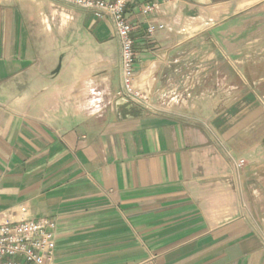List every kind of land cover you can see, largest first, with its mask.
<instances>
[{"label": "crops", "instance_id": "0c3cea01", "mask_svg": "<svg viewBox=\"0 0 264 264\" xmlns=\"http://www.w3.org/2000/svg\"><path fill=\"white\" fill-rule=\"evenodd\" d=\"M263 6L133 0L149 111L116 105L110 19L0 0V218L56 221L54 264H264L262 100L198 61L199 36Z\"/></svg>", "mask_w": 264, "mask_h": 264}, {"label": "built area", "instance_id": "2783aa9c", "mask_svg": "<svg viewBox=\"0 0 264 264\" xmlns=\"http://www.w3.org/2000/svg\"><path fill=\"white\" fill-rule=\"evenodd\" d=\"M61 3L92 12L98 18H108L116 30L120 46L121 88L116 98H125L144 110H154L152 102L135 84L134 28L127 18V8L133 0H56ZM178 0H163L172 5ZM160 3L154 1L143 5L142 12L158 11ZM159 28H164L162 25ZM157 26L148 29L152 34ZM244 161L238 163L242 167ZM57 223L47 218L20 221L0 218V264H54L56 254Z\"/></svg>", "mask_w": 264, "mask_h": 264}, {"label": "rangeland", "instance_id": "374dc122", "mask_svg": "<svg viewBox=\"0 0 264 264\" xmlns=\"http://www.w3.org/2000/svg\"><path fill=\"white\" fill-rule=\"evenodd\" d=\"M210 31L207 38L199 36L198 61L223 64L219 69L214 66V77L226 76L231 89L239 84L236 91L253 90L264 107V6L229 27L218 23Z\"/></svg>", "mask_w": 264, "mask_h": 264}, {"label": "water", "instance_id": "95a60500", "mask_svg": "<svg viewBox=\"0 0 264 264\" xmlns=\"http://www.w3.org/2000/svg\"><path fill=\"white\" fill-rule=\"evenodd\" d=\"M116 105L117 106H124V105H126V106H128V109L133 108V105L127 99H125V98L119 99L117 101Z\"/></svg>", "mask_w": 264, "mask_h": 264}]
</instances>
